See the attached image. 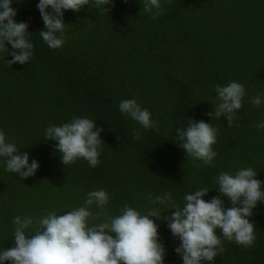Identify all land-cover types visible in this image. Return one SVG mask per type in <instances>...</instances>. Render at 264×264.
<instances>
[{
  "label": "trees",
  "instance_id": "16d2710c",
  "mask_svg": "<svg viewBox=\"0 0 264 264\" xmlns=\"http://www.w3.org/2000/svg\"><path fill=\"white\" fill-rule=\"evenodd\" d=\"M38 3L13 0L11 5L15 21L29 25L30 62L9 67L13 57L0 52V132L40 165L24 180L7 172L0 157V250L15 246V217L63 215L84 206L90 191L108 193L106 212L114 217L124 205L141 214L154 207L166 211L150 201L167 192L182 207L186 194L208 188L204 199L210 201L220 195L216 179L222 172L251 167L264 182V129L256 127L264 122V0H161L164 11L155 20L141 11V0H112L105 6L109 12L91 5L79 13L65 10V43L58 49L39 34L46 29ZM231 82L242 84L246 94L229 127L226 117L209 113L218 102L215 86ZM257 95L259 107L251 103ZM126 99L151 113L153 128L119 111ZM74 118L91 119L103 129L95 168L83 158L64 165L55 150L58 142L44 138L49 126ZM191 119L217 130L214 166L197 161L194 167L176 139V130ZM89 210L93 216L99 211L96 205ZM153 219L165 247L164 264H183L175 251L181 241L167 221ZM248 219L254 223L253 246L221 237L225 251L204 264H264V202ZM98 222L90 218L88 224ZM33 231L34 225L26 234Z\"/></svg>",
  "mask_w": 264,
  "mask_h": 264
},
{
  "label": "clouds",
  "instance_id": "9594fccd",
  "mask_svg": "<svg viewBox=\"0 0 264 264\" xmlns=\"http://www.w3.org/2000/svg\"><path fill=\"white\" fill-rule=\"evenodd\" d=\"M142 10L155 20L163 14L161 0H141ZM13 0H0V52H6L13 59L7 60L9 67L16 63L28 64L33 55V44L28 39L29 25L17 23V15L12 8ZM112 0H39L37 8L45 25L39 32L43 41L51 48L58 49L64 40V12L71 10L79 13L85 6L109 12L106 5ZM114 7V4H113ZM51 9V11H49ZM13 51L9 52L7 45ZM217 103L212 117H226L231 127L235 112L242 107L245 88L242 84L231 82L227 86H215ZM251 103L259 107L261 96L252 98ZM119 111L130 116L145 129L154 127L151 113L142 109L135 99L122 100ZM186 128L176 130V139L187 157L198 167L213 165L217 153L213 150L217 130L203 120H189ZM264 129V122L256 125ZM102 128H96L95 121L88 118H74L62 126L51 125L46 129L45 139L58 143L55 150L61 153V161L68 166L77 159L83 158L95 168L100 163ZM133 139H140V132L134 133ZM0 157L5 158V170L19 174L24 180L34 176L40 167L38 161L29 162L27 152L20 153L14 143H7L3 132H0ZM251 167L243 168L229 174L222 172L216 179V188L220 195L210 201L204 197L208 188H202L184 196L182 207L172 199L170 192L151 199L153 205H163L167 210L175 209L165 216L159 207L141 214L134 208L124 205L121 214L109 216L106 206L109 195L103 190L87 193L84 206L57 215L55 211L47 212L35 221L32 217L14 218L15 246L0 250V264L11 261V264H164L165 247L160 242L159 225L153 217L167 221V226L174 237L181 243L175 249L183 264H204L214 262L225 249L222 239L251 248L255 242L254 223L248 219L259 202H264L262 181ZM230 202L225 207L224 199ZM96 205L98 212H90ZM100 221L89 225V219ZM34 225V231L26 230ZM219 230V235L217 234Z\"/></svg>",
  "mask_w": 264,
  "mask_h": 264
}]
</instances>
